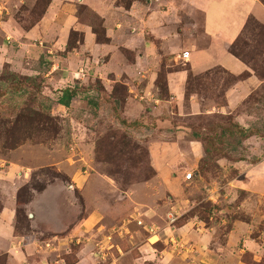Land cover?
Instances as JSON below:
<instances>
[{"label":"rangeland","instance_id":"obj_1","mask_svg":"<svg viewBox=\"0 0 264 264\" xmlns=\"http://www.w3.org/2000/svg\"><path fill=\"white\" fill-rule=\"evenodd\" d=\"M48 1L24 0L18 9L21 13L15 15L20 28L33 24ZM70 10L79 14L83 24L91 25L97 42L104 41L96 18L80 7ZM186 24L182 17L168 24L175 27L176 35L159 37L161 51L144 34L152 43L150 57L158 56L167 65L160 66L153 90L150 87L160 101L165 98L166 73L186 69L185 62L176 60L180 52L169 54L174 47L183 52L185 40L194 39L192 34H184ZM67 38L64 47L53 50L46 47L47 42L36 43L39 53L32 51L35 46H26L24 56L15 61L18 72L6 66L0 69V160L9 159L13 164L10 175L17 180L14 228L18 247L25 249L24 261L14 263L76 264L75 254L85 247L86 239L70 240L58 250L57 238L64 237L82 213L130 202L129 206L125 203L129 207L126 214L133 207L136 210L134 220L126 216L131 221L128 231L120 236L108 227L111 236L104 241L113 249L108 251V259L94 264L111 259L112 264H132L136 252L132 247L146 237L152 243L150 253L165 246L180 257L176 264H219L211 261V253L223 264H264V259H253L241 246L244 238L264 240V25L248 20L228 48L258 82L251 93L240 101L223 96L225 88L245 78V73L234 77L214 68L200 75L188 74L185 99L178 106L170 102L163 114L157 113V119L165 121L159 126L149 116L138 119L148 110L139 105L143 102L139 100L140 84L131 92V85L110 79L100 84L79 77L57 84L58 70L48 75L55 62L70 70L91 63L80 52L73 54L78 62L73 58L65 61V54L81 42L77 32H70ZM120 55V62L130 66V54L121 51ZM144 72L146 80L152 70L144 68ZM65 91L73 94L67 107L58 104ZM189 95L194 96L193 111L187 106ZM129 96L130 104L123 109ZM124 114L135 120L127 121ZM187 173L191 179L184 181ZM99 182L114 188L118 200L113 201ZM133 188L135 200L124 197L121 202L119 197ZM58 189L60 198L55 197ZM193 231L210 235L207 249L202 247L207 256L196 249L190 238ZM95 247L98 252L100 245ZM174 256H167V261Z\"/></svg>","mask_w":264,"mask_h":264},{"label":"crops","instance_id":"obj_2","mask_svg":"<svg viewBox=\"0 0 264 264\" xmlns=\"http://www.w3.org/2000/svg\"><path fill=\"white\" fill-rule=\"evenodd\" d=\"M23 2L24 0H0V69L6 66L9 70L18 72L19 68L15 61L17 57L24 56L26 46H35V49L32 50L35 53L40 52L36 48V43L39 42H47L45 45L49 50L55 49V46L64 47L69 33L77 32L81 36V42L77 43L75 49L65 54V61L75 59L73 54L80 52L86 55L91 63L85 65L84 69L78 68L77 64L75 70H70L67 65L55 62L48 75L52 74L54 70H58L55 82L59 85L76 81L79 77H88L87 79L97 80L100 84H105V79H110L114 82L119 81L123 85H131L132 88L127 87L129 92L131 89L135 90L136 85L140 84L142 86L139 90L142 96H139V100L143 102L138 104L142 108L147 107L148 110H143L142 115L138 117L139 120L149 116L154 119L152 122H156L158 126L161 122L164 123L165 121L157 119V113L161 111L163 114L165 106L170 102H174L178 106L180 101L185 99V81L188 74L200 75L214 68H219L234 77L245 73V78L237 80L223 91V96L230 101L244 99L258 84L255 77L247 73L245 65L228 52V48L241 35L248 20L264 25V6L259 0H49L37 20L26 29L20 28L15 19V15L19 16L21 13L18 9ZM69 7H80L96 18L104 41L97 42L91 25L83 24L79 20V14L75 10H70ZM181 17L187 19V24L183 25L184 34H192L194 39L187 38L183 43L182 51L188 53L187 60L183 61L186 63V69L166 73L164 77L165 98L160 101L153 97L150 87L154 84L153 80L160 66L166 67L167 65L159 61L157 55V57H150L154 51L151 53L152 43L145 40V35H149L157 43V49L161 51L162 46L158 43L159 37L175 36V27L168 24L180 20ZM225 20L227 21L226 26H224ZM172 41L173 39L169 41V45ZM121 51L129 53L132 57L130 66L120 62ZM178 52L181 54V49L174 47L169 54ZM180 54L176 56V60L182 61L179 58ZM142 57H147V61L143 63ZM75 62L78 60L75 59ZM79 62L81 63V61ZM169 66L172 67L173 64H169ZM144 68L152 70L151 76H147L146 80ZM81 69L85 70L84 74ZM87 72L91 75H88ZM49 81H52L51 78ZM153 88L151 87L152 90ZM192 98H194L192 95L187 97V106L193 111L195 104L192 102ZM130 99L129 96L123 102V109L130 104ZM143 103L146 106H143ZM156 104H161V107L158 108L155 106ZM125 117L127 121L135 120L132 115H125ZM12 165L9 159L0 160V257H2L3 264L24 261L25 252V249L18 247L20 241L14 228L17 180L10 175L13 170ZM96 180L98 182V177ZM103 185L106 194L111 196L113 201L118 200L115 198L114 188L105 183ZM134 192L133 188L129 193L120 196L121 202L124 197H130L131 202L134 201ZM56 196L57 198L61 197L59 189ZM125 203L128 202L119 205H104V207H97L82 213L71 225L67 234L57 238V249H62L63 245L70 240L77 243L84 238L87 242H83L85 247L76 252V264H94L99 259H108L110 256L108 251L113 249L111 244L106 246L104 241V237L109 239L111 236L108 227L114 228V233H121L120 236H122L125 231H128V225L131 222L126 216L132 220L135 217L133 214L136 208L133 207V210L126 214L130 202L127 204L128 206ZM150 211L154 212L153 208ZM102 226H105L103 232L100 231ZM184 228L186 227L184 226ZM209 236L208 232L197 234L195 231L190 235V238L195 242L196 249L198 248L199 253L203 252L205 256L208 253H206L207 251L204 253L202 247L203 250L207 249L210 243ZM96 237L98 242L94 243ZM146 239L147 237L144 241L136 242L132 247L131 250H136L132 264L146 262L176 264L181 260L180 257H175L167 248H164L165 246L155 253H150L148 249L151 248L152 243L148 244ZM96 245H100L98 252ZM241 246L243 251L249 253L253 259H264V240L257 242V240L244 238L241 241ZM104 248H106L105 251H103ZM116 249L119 250L117 247ZM126 251L129 254V250ZM112 253L116 256L115 251ZM96 254L100 256L98 257ZM60 255L59 253L55 256V263H57V259H60ZM171 255L174 256V259L168 262L167 256ZM194 256L198 258L200 255L194 254ZM215 256L217 258H213L212 253L210 254L211 261L223 264L218 255L215 254ZM112 261L114 259L104 262L112 264Z\"/></svg>","mask_w":264,"mask_h":264},{"label":"trees","instance_id":"obj_3","mask_svg":"<svg viewBox=\"0 0 264 264\" xmlns=\"http://www.w3.org/2000/svg\"><path fill=\"white\" fill-rule=\"evenodd\" d=\"M263 6H264V3H263ZM233 43H234V42H233ZM233 43H232L230 46H232ZM229 53H230L233 57L237 58V56H235L231 51H229ZM237 59H238V58H237ZM72 96H73L72 93H70V92L67 93V92L65 91V92H64V97L58 101V104H59V105H62V106H64V107H67L69 101H70L71 98H72Z\"/></svg>","mask_w":264,"mask_h":264},{"label":"built area","instance_id":"obj_4","mask_svg":"<svg viewBox=\"0 0 264 264\" xmlns=\"http://www.w3.org/2000/svg\"><path fill=\"white\" fill-rule=\"evenodd\" d=\"M187 56H188V53L187 52H182L181 54H180V59L182 60V61H185V60H187ZM191 179V174L190 173H187V174H185L184 175V177H183V180L184 181H189Z\"/></svg>","mask_w":264,"mask_h":264}]
</instances>
